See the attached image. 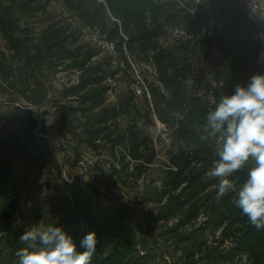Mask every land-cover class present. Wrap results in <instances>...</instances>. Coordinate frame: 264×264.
Segmentation results:
<instances>
[{"label":"trees","instance_id":"16d2710c","mask_svg":"<svg viewBox=\"0 0 264 264\" xmlns=\"http://www.w3.org/2000/svg\"><path fill=\"white\" fill-rule=\"evenodd\" d=\"M62 3L69 17L36 32L24 21L46 11L47 2L0 0V91L17 103V136L34 152L31 160L43 158L52 170L60 171L46 122L41 121L52 115L51 126L59 136H78L80 146L95 152L104 140L119 162L113 173L132 170L142 177L157 159L154 138L144 126L154 124L156 115L172 129L176 149L160 183L144 199L154 205L145 218L149 225L162 221V235L176 250V264H264V229L251 226L240 214L234 193L217 200L218 181L207 174L216 159L215 143L199 137L207 111L221 95H231L237 84L246 86L253 75L264 74L261 11L254 13L241 0H216L212 14L196 7L194 0ZM85 30L113 42L115 53L98 42H83ZM174 30L180 36L166 45L163 37ZM216 46L220 56L212 101L207 103L200 94L202 63L213 59ZM132 58L154 68L155 80L142 72L151 98L133 88L137 79ZM45 69L78 72L63 92L72 101L56 100L53 112L40 110L50 100ZM122 79L128 88L119 92L114 82ZM113 91L115 100L109 102ZM6 149L0 123V264H15V253L23 246L20 236L27 228L16 226L19 183ZM246 172L247 167L236 173L238 186ZM63 187L64 231L79 251L84 250L85 235L95 232L92 264L160 263V253L147 249L149 234H139L128 202L105 204L100 188L80 176L64 181ZM202 216L204 221L199 220Z\"/></svg>","mask_w":264,"mask_h":264},{"label":"rangeland","instance_id":"374dc122","mask_svg":"<svg viewBox=\"0 0 264 264\" xmlns=\"http://www.w3.org/2000/svg\"><path fill=\"white\" fill-rule=\"evenodd\" d=\"M262 1L264 2V0ZM43 2H47V10L34 17L26 18L24 21V25H29L36 32L46 28L51 22L69 17L64 10L62 0H43ZM180 34V31L174 30L167 37L164 36L162 40L166 45H172ZM99 40L97 33L85 30L83 42L95 41L99 43ZM2 43L4 44L3 41ZM103 55H105L104 52L100 56ZM219 56V48L216 46L214 47L213 59L202 63L200 94L207 103L212 101V90L215 86L213 75L215 63ZM137 60L130 59L132 67L136 65L142 76L145 73L150 81L155 80L154 68ZM43 74V78L50 84L51 90L50 100L40 108L41 111L53 112V104L56 100L61 102L72 101L65 98L63 92L67 86L77 80V71L50 72L45 69ZM114 84H116L119 92L128 88V84L124 79L120 80L119 83L114 82ZM108 100L109 102L115 100V91L109 93ZM16 105V102L10 101L9 94L0 91L1 134L7 146L5 156L10 161L11 171L19 183L18 199L20 207L16 218L18 228L28 229L41 222L45 225L56 223L57 226H62L64 229L62 196L65 190L63 182H72L73 176H80L83 180L96 184L100 188L104 195L102 200L105 204L128 202L135 213L139 234H149L147 249L160 253L159 264H176V256H174L176 250L171 244L172 240L162 235L164 231L162 221L149 225L145 218L147 212L151 211L154 205L144 201V199L160 183L168 166L170 153L176 149L172 129L166 123L162 122L156 115L154 116V124L144 123L145 128L154 138L157 151V159L149 167L147 173L142 177H138L132 174V170H130L121 173L122 177H120L121 175L113 173V166L119 162L110 153L109 144H105L104 140H99L101 148L98 152H95L86 145L80 146L78 136L70 135L68 138H63L51 126L52 115H49L48 119L44 121L41 119V121L42 124L46 122V136L49 138L60 163V171H57L52 170L43 158L35 161L31 160L34 152L29 148L26 149V141L19 139L17 136L19 123L15 110ZM36 114L40 117L38 113ZM28 152H30V155H28ZM37 210H40V216L37 215ZM199 220L204 221L205 217L202 216ZM81 224L85 228L89 227L85 221H81ZM212 237L210 236L211 240ZM178 254L180 253L178 252ZM242 262L245 263L246 259Z\"/></svg>","mask_w":264,"mask_h":264},{"label":"clouds","instance_id":"9594fccd","mask_svg":"<svg viewBox=\"0 0 264 264\" xmlns=\"http://www.w3.org/2000/svg\"><path fill=\"white\" fill-rule=\"evenodd\" d=\"M201 140H214L210 177L218 181L217 200L234 193L233 203L247 222L264 229V74H255L246 86L223 94L205 116ZM247 167L242 183L234 179ZM23 246L15 264H92L97 237L89 232L77 249L62 226L38 223L21 236Z\"/></svg>","mask_w":264,"mask_h":264},{"label":"built area","instance_id":"2783aa9c","mask_svg":"<svg viewBox=\"0 0 264 264\" xmlns=\"http://www.w3.org/2000/svg\"><path fill=\"white\" fill-rule=\"evenodd\" d=\"M244 4L252 9V11L261 13L264 15V2L262 0H241ZM196 7H201L203 10L213 13L216 5V0H194ZM99 45L103 47V49L110 53H115L116 48L113 42H108L106 40H99ZM150 67V66H147ZM152 69V68H151ZM133 70H135L136 81L133 84V88L138 95H147L151 98V93L148 87V84L144 80L141 72L137 68L136 65L133 66Z\"/></svg>","mask_w":264,"mask_h":264}]
</instances>
